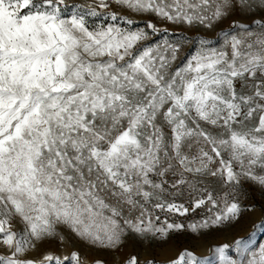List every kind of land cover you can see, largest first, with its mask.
<instances>
[{"label":"snow or ice","instance_id":"6c2138e0","mask_svg":"<svg viewBox=\"0 0 264 264\" xmlns=\"http://www.w3.org/2000/svg\"><path fill=\"white\" fill-rule=\"evenodd\" d=\"M113 4L190 29L233 19L219 47L183 55ZM246 184L264 193V0H0V264H106L75 245L119 253L232 224L252 211ZM164 264H264V244Z\"/></svg>","mask_w":264,"mask_h":264},{"label":"rangeland","instance_id":"374dc122","mask_svg":"<svg viewBox=\"0 0 264 264\" xmlns=\"http://www.w3.org/2000/svg\"><path fill=\"white\" fill-rule=\"evenodd\" d=\"M86 0H68L69 5L83 4ZM90 2V0H88ZM111 11L117 12L118 15L126 16L133 20L131 25L133 30L145 28L147 22L151 21L156 24L161 30L159 34H153L150 39L144 42L146 45H155L160 43L164 38H168L172 41L177 39H183L184 49L183 55H191L199 47L200 40H207L210 45L219 47L221 44V37L223 31L228 28L229 20L233 19L230 17L229 20L218 25L215 30H208L202 27L187 28L186 26H176L166 24L160 21L154 16H141L131 13L127 10L120 9L117 5L113 4ZM69 15L70 12L65 13ZM245 23H248L250 17H235ZM111 21L105 17L102 13L97 17H89L90 24H102L110 23ZM128 27V25H124ZM256 27V25H252ZM164 29H168L167 32ZM150 31V30H149ZM182 55V58H183ZM179 63V61H178ZM242 206L246 209L251 208L252 211L245 210L241 215L238 222L232 224L222 225L220 227L203 230L199 234L192 233L190 231H181L173 233L167 244L156 246H149L147 242H141L137 239L129 237L123 248L119 253L110 252H97L89 249L82 243H77L75 248L78 249L82 255L86 256L89 260L94 258H101L105 260L106 264H125V261L136 256L141 264L149 259H155L158 264H164L165 261L175 259L179 254L187 249L195 253L199 258H212L213 251L216 247L224 244L232 245L236 239H242L249 243L250 246L256 247L259 244H264V227H261V223H264V193H261L257 188L251 185H245L244 194L241 197ZM178 202H184L187 205L186 200H180ZM206 215L204 208L197 209L195 212H189L186 216H171L169 220H177L187 226L189 223L201 220ZM165 217L162 215L161 219ZM50 250L52 252L60 253L64 251H71L73 249H58L55 244H45L40 251ZM230 255L236 256L235 248L230 249Z\"/></svg>","mask_w":264,"mask_h":264}]
</instances>
